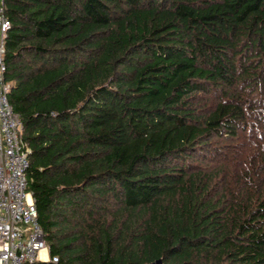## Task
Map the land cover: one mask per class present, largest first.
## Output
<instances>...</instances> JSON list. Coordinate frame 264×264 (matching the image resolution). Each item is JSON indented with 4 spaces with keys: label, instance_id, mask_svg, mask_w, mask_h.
<instances>
[{
    "label": "trees",
    "instance_id": "obj_1",
    "mask_svg": "<svg viewBox=\"0 0 264 264\" xmlns=\"http://www.w3.org/2000/svg\"><path fill=\"white\" fill-rule=\"evenodd\" d=\"M4 4L45 264H264V0Z\"/></svg>",
    "mask_w": 264,
    "mask_h": 264
},
{
    "label": "built area",
    "instance_id": "obj_2",
    "mask_svg": "<svg viewBox=\"0 0 264 264\" xmlns=\"http://www.w3.org/2000/svg\"><path fill=\"white\" fill-rule=\"evenodd\" d=\"M10 28L0 0V264L56 263L58 256L49 252L29 189V149L20 138L22 121L8 98L5 39Z\"/></svg>",
    "mask_w": 264,
    "mask_h": 264
}]
</instances>
